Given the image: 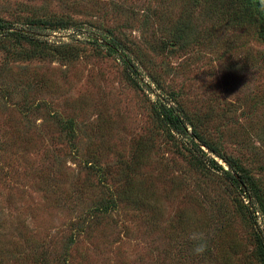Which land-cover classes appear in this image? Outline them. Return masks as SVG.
Wrapping results in <instances>:
<instances>
[{
    "label": "rangeland",
    "instance_id": "obj_1",
    "mask_svg": "<svg viewBox=\"0 0 264 264\" xmlns=\"http://www.w3.org/2000/svg\"><path fill=\"white\" fill-rule=\"evenodd\" d=\"M262 2L0 0V264H264Z\"/></svg>",
    "mask_w": 264,
    "mask_h": 264
},
{
    "label": "trees",
    "instance_id": "obj_2",
    "mask_svg": "<svg viewBox=\"0 0 264 264\" xmlns=\"http://www.w3.org/2000/svg\"><path fill=\"white\" fill-rule=\"evenodd\" d=\"M252 2L257 7L263 4L262 0H252ZM178 29L180 30L181 27H178ZM10 35H12L13 38L17 40H31L32 38L29 35V32L25 33L24 31H21V30L10 32ZM157 115L159 117V121L162 124L171 127L173 130H175L176 132L180 133L183 136H187L190 138L193 137V139H196V134L194 132H191L190 134L186 132L185 120L183 119V116L180 113L175 112V108L172 105L170 104L168 105L167 102H164V101H159L157 105ZM193 139H191L192 143H193ZM193 145L196 146V144H193ZM198 151H200V153L204 155V153L201 150L198 149ZM235 174L236 176L228 175V178L232 182H234L237 186L239 185L243 189L242 192L245 193V195L249 196L248 194L249 189H248V185L246 184L244 174L240 171H235ZM119 199L120 200L124 199L125 201H128L129 197H126V195L123 196L122 194L119 196ZM136 200L137 199L135 200L132 199L131 202L136 201ZM137 202H140V201H137ZM0 263H1V260H0Z\"/></svg>",
    "mask_w": 264,
    "mask_h": 264
},
{
    "label": "clouds",
    "instance_id": "obj_3",
    "mask_svg": "<svg viewBox=\"0 0 264 264\" xmlns=\"http://www.w3.org/2000/svg\"><path fill=\"white\" fill-rule=\"evenodd\" d=\"M188 239L193 244V252L195 254H202L207 247V238L204 232L192 231L188 235Z\"/></svg>",
    "mask_w": 264,
    "mask_h": 264
}]
</instances>
